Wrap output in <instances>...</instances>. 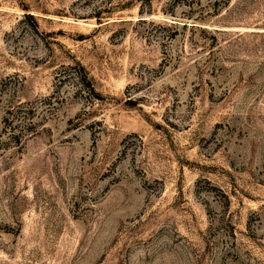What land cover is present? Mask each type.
Returning a JSON list of instances; mask_svg holds the SVG:
<instances>
[{"label":"rangeland","instance_id":"rangeland-1","mask_svg":"<svg viewBox=\"0 0 264 264\" xmlns=\"http://www.w3.org/2000/svg\"><path fill=\"white\" fill-rule=\"evenodd\" d=\"M0 264H264V0H0Z\"/></svg>","mask_w":264,"mask_h":264},{"label":"trees","instance_id":"trees-1","mask_svg":"<svg viewBox=\"0 0 264 264\" xmlns=\"http://www.w3.org/2000/svg\"><path fill=\"white\" fill-rule=\"evenodd\" d=\"M80 78H81V80H82L83 83L88 84V81H87V78H86L85 75L82 74V75L80 76ZM91 89H92V88H91Z\"/></svg>","mask_w":264,"mask_h":264}]
</instances>
